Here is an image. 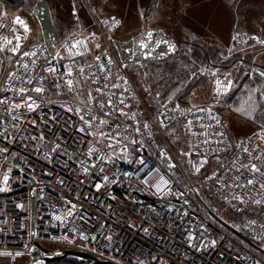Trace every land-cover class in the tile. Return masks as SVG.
<instances>
[{
	"label": "built area",
	"instance_id": "built-area-1",
	"mask_svg": "<svg viewBox=\"0 0 264 264\" xmlns=\"http://www.w3.org/2000/svg\"><path fill=\"white\" fill-rule=\"evenodd\" d=\"M77 3L84 5L83 0H72L70 26L60 37L55 35V41L48 44L40 30L37 34L33 32L27 17L20 10L11 11L0 1V49H4L0 51V99L8 101L7 104H0V148L8 149L7 153L0 152V187H5L2 183L4 175L9 176L8 191L0 192V252L13 254L0 255V258L15 262L21 258L43 256L50 250L74 249L115 264H264V189L260 188L264 184V175L247 170H243L241 175L232 167L233 163L237 167L255 163L264 173V140L256 136L264 124L251 134L236 139L231 137L219 110L224 96L217 101L214 92L215 80L228 79L229 72L212 71L216 75L211 73L209 76L211 94L207 100L180 103L174 102L172 97L168 102L167 97L156 102L157 110L152 117L138 104L136 88L122 66L138 61L124 62L120 48L118 50L114 45L113 33L119 28V17L102 15L101 5H95L94 11L86 9L89 18V24H86L78 14ZM16 17L28 24L29 32L23 33V26L14 22ZM113 17L119 24H114ZM20 34L26 38L17 41L16 36ZM9 40L11 44L7 43ZM78 40H83L86 48L73 49V52L82 51L84 55L72 56L67 49ZM16 43L21 44V53L34 51L36 56L22 58L8 51ZM56 53L60 54V58L53 60ZM97 56L101 57L100 61L96 60ZM105 56L113 61L111 65H106L110 79L103 78L105 73L99 71ZM33 60L35 63H32ZM48 61H52L59 72H66L69 66L72 67L71 78L74 80L80 79L78 69H85L86 79L82 89H78L81 92L79 97L74 98V93H69L66 85L61 89L54 87L65 77L43 71L41 66L47 67ZM23 63L29 64L28 70L20 67ZM10 72L22 79L9 80ZM91 73L97 77L95 82L87 78ZM190 74L188 79L193 77V73ZM41 76L46 79L39 80ZM29 77L33 78L36 86L45 89L43 94L27 93L39 107L35 111L27 108L13 111L12 104L23 101L16 92L5 89H30L33 85L22 82ZM117 77H125L128 85H123ZM113 82L128 87L129 92L135 94L134 99L129 98L128 93L124 94L130 105L126 111L137 112V120L141 125L149 124V128L145 130L141 127L138 134L132 120L113 112L110 122L114 124L118 121L121 125L118 131L127 136L128 141L135 139L137 143H129L126 151L122 150L124 144L115 145L114 149L97 145L100 155L110 159L104 162L94 154L89 160L87 146L94 141L77 131L82 126L79 117L74 114L81 106L78 100H86L89 91L98 96L95 88L107 84L109 87L104 88L107 95L98 98L106 101L108 95L116 93L113 102L120 107L116 98L121 89H112L110 85ZM146 93L155 99L150 90ZM164 103H167V108L161 107ZM175 105H179V109L173 111ZM66 107H71L73 112L66 111ZM198 108H212L223 127L214 126L207 131H222L225 135L222 144L211 146L217 149L216 153L209 156V162L201 173L196 174L192 164L188 163V157L174 154L162 134L175 127L185 140L184 152L193 150L197 144L201 151H207L209 146L201 143L204 137L191 135L186 127L188 120L195 122L197 117L202 119L195 125V131L201 130L200 124H214L206 113L198 112ZM92 110L95 115H100L98 106L93 105ZM161 112L165 113V117H161ZM13 116L19 119L13 120ZM41 133L43 140L40 139ZM242 142L244 147L249 148V153L239 147ZM57 144L60 147L53 152L52 148ZM161 152H165L171 160L162 157ZM198 160L199 157H192L193 162ZM81 161L85 162V166L95 164L96 167H89L86 174ZM169 163H174L176 167L168 169ZM150 170L153 172L147 183L142 182ZM213 173L217 174L218 180L207 179ZM160 175H166L170 180L163 192L153 187ZM237 175H241L239 181L234 180ZM245 176L254 179L255 183L240 188L227 186L235 183L247 185ZM96 184L101 185L99 190ZM222 184L225 186L222 187ZM168 188L172 194H165ZM180 192L184 195L177 197L175 194ZM233 196L240 199H233ZM256 200L262 203L256 204ZM67 201L76 205L72 215L66 214L70 208ZM218 208L227 210L234 223L221 215ZM55 215H60L61 220H55ZM81 233L89 239H81ZM65 236L67 240L62 239ZM17 252L23 255L17 257Z\"/></svg>",
	"mask_w": 264,
	"mask_h": 264
},
{
	"label": "rangeland",
	"instance_id": "rangeland-1",
	"mask_svg": "<svg viewBox=\"0 0 264 264\" xmlns=\"http://www.w3.org/2000/svg\"><path fill=\"white\" fill-rule=\"evenodd\" d=\"M37 0H24V4L20 8L35 34L40 30V25L36 18ZM54 17V30L56 37H60L61 33L67 29L72 23V0H46ZM84 5L77 3V11L83 21L89 24L86 9L93 10L95 5H101L102 15H115L120 19L119 28L113 33L114 45L119 50L120 44L126 41H133L147 29H157L164 32H170L174 37L186 38L184 33V25L188 26L196 34L188 35L190 41H201L207 45L219 49L225 58L230 55L238 57L237 61L224 70L218 68H207L205 79L195 82L196 85L191 88L188 93L187 101L189 103H200L210 97L209 76L212 71H228V79L233 83V90L223 97L219 110L224 118L226 127L232 138L236 139L253 133L261 124L251 121L246 116L236 111L241 104L248 100L249 96L252 100L261 106L257 107L255 115H262L264 112V102L260 101V95L264 94V79L249 73L246 76L245 68L247 66L260 67L264 71V44L255 42L252 47L243 43L256 37L264 40V0H83ZM77 2V0H76ZM96 3V4H94ZM156 11L160 9V15H153L150 10ZM96 13V12H95ZM99 15V14H97ZM235 37V39H233ZM239 37L242 38L241 43H236ZM187 39V38H186ZM180 49V46L177 44ZM183 52L179 53L175 58L160 59L151 57L149 59L136 60L138 62H130L126 65L125 70L128 72L132 83L136 88L138 104L143 108L146 114L154 116L157 110V100L147 95L145 89L153 93V87L148 81L150 75L151 63L159 65L160 70L162 64H167L170 69L169 83L172 86L171 91L166 95H162L160 100L179 91L182 85L188 80L185 76L204 70L199 59V51L190 46L183 44L181 46ZM174 56V55H173ZM167 60L166 62H163ZM154 66V67H155ZM197 68V71L194 69ZM158 68H153L155 71ZM158 70V71H160ZM161 73V72H160ZM184 76V79L182 77ZM196 76V75H195ZM148 87V88H146ZM189 88V89H190ZM173 89V90H172ZM158 90V89H157ZM160 93V89L158 90ZM172 97V96H170ZM169 98V97H168ZM174 154L182 156L185 151V140L177 128L173 127L162 134ZM180 160V159H179ZM219 213L225 216L230 222L234 223L229 213L225 209L218 208ZM29 258H21L15 262H9L4 258H0V264H26ZM40 264V263H37Z\"/></svg>",
	"mask_w": 264,
	"mask_h": 264
},
{
	"label": "snow or ice",
	"instance_id": "snow-or-ice-1",
	"mask_svg": "<svg viewBox=\"0 0 264 264\" xmlns=\"http://www.w3.org/2000/svg\"><path fill=\"white\" fill-rule=\"evenodd\" d=\"M114 21V24H119V21L116 20L115 17L112 18ZM15 23L22 25L23 26V33H27L30 31V28L28 26V24L20 17H16L15 18ZM13 31H16L15 29H13ZM93 37L95 36V33L92 34ZM22 38H26L23 34L17 35L16 36V40L20 41ZM110 39V38H109ZM233 39H235V37H233ZM252 39L256 40L257 43H261L264 44V40H259L256 37H253ZM8 44H11L12 41L9 40L7 41ZM161 45H167V47L170 50H175V45L171 44L169 41L160 38V39H156L155 34L153 32H148L146 35L141 34V39L139 41H137V46L141 51V55L144 57V59H149L152 57L153 52L160 48ZM86 48V44L83 40H78L76 41L74 44H71L70 47H68V51L70 53V55L75 56V55H84V52L82 51H75L73 52V49H78V48ZM97 48L100 47L99 44L96 45ZM20 48H21V44L20 43H16L11 49H8V51L12 52L13 54H19L22 58L23 57H35L36 56V52H28V51H24V52H20ZM0 51H4V49H0ZM57 58H60V54L56 53V55L53 57V60H56ZM97 61L101 60L100 56L96 57ZM32 63H35V61L33 60ZM113 63L111 57H107L105 56V62L100 64V68L99 71L102 73H105V77L103 78H108L110 79V74H109V69L106 67V65H111ZM124 67H127L128 65L124 64L122 65ZM20 67H22L25 70L29 69V64L28 63H23L20 65ZM43 71H46L48 73L51 74H60L63 75L65 77V79L63 81H58L55 83L54 87L57 89H61V87L63 85H66L67 87V91L69 93H74V98L75 97H79L81 95V92L78 91V89H82V85L85 82L86 79V74H85V69L83 67H80L78 69L79 71V75H80V79L78 80H74L71 77L73 76V69L72 67H68L66 72H59V69L57 67H55L52 64V61H48V66L44 67L41 66ZM90 67V66H89ZM257 74L261 77L264 78V71H258ZM195 73H193V77H195ZM213 76L216 75L215 72L212 73ZM87 78H90L93 80V82L96 81L97 77L95 75V73H91L89 74V76ZM101 78V79H103ZM8 79L9 80H21L22 78L17 75L14 72H10L8 75ZM46 77H39V80H45ZM118 80L123 82V85H128V80L125 77H117ZM25 84H29V85H33L30 89L26 88V87H9L7 89H5L6 91H13L16 92L17 95L22 99L23 103H14L12 104V110L16 111L20 108H27L29 111H35L37 107H39V105L36 103L35 99L31 96L28 95L27 93L29 91L31 92H35L37 94H43L45 92L44 87L42 86H36V84H34L33 82V78L29 77L27 79H24L22 81ZM233 81L231 79H227V77H225L223 80L217 78L215 80V88H214V92H215V98L219 99L220 96H227L229 92H231L233 90ZM109 85L105 84L103 87H96L95 88V92L98 94V96H104L107 95L104 91V88H108ZM110 87L112 89H121V91L119 92V96L116 98V103L120 105V107H116L114 102H113V97L116 96V93H112L111 95H108L107 100H101L98 98V96H93L92 91H89L87 93V99H79L78 100V104L81 105L80 107L77 108V110L75 111V115H77L79 117V120L82 122V126H80L77 131H79L80 133H83L85 136L88 137H92L93 138V143L87 146V157L89 160H91V158L93 157V155L95 154L98 160L107 162L110 157H107L105 155H100V149L97 147V145H101L103 144L104 147L108 148V149H114L115 145H120V144H124V148L122 150L126 151L128 144H136L137 141L135 139H132L131 141H128V137L122 135V133L120 131H118V129L121 127L120 123L117 121L116 123H111L110 122V118L112 117V113L115 112L117 114V116H125L127 119L132 120L136 127H135V131L136 133H140V129L141 127H143L145 130H147L149 128V124L147 123H143L142 125L140 124V121L137 120V112H129L126 111V109H128L130 107L129 103L127 102V98L125 97V93L129 94V98L134 99L135 98V94L129 92L128 87H122V85L120 83H116L113 82ZM145 91H149L148 89H145ZM59 94V93H58ZM161 98V94L159 92H157L155 94V99L158 101ZM260 101L264 102V94L260 95ZM168 102H171V97H169ZM8 101L6 99H0V104H7ZM98 106L99 109L101 110L100 115L97 116L93 113L92 110V106ZM261 106L260 104H257L255 101L252 100V97L249 96L248 100L245 101L243 104H241L237 109H235L236 111L240 112L241 114H243L244 116H246L248 119L255 121L257 119L255 112L257 107ZM61 107H65L64 105H61ZM162 108H167V103H164L161 105ZM108 109V110H105ZM176 109H179V105H175L174 108L172 109L173 111H175ZM66 111L68 112H73V109L71 107H66L65 108ZM189 112L192 111V109H188ZM198 112L201 113H206L208 119L212 120L214 122V124H210V125H203L200 124V131H195V125L199 123V121L202 119L201 117H197V120L194 122L193 120H188L186 127L188 128V131L191 135L193 136H197V137H204V139L202 140V144L204 145H208L209 148L207 151H201L200 150V145L197 144L193 147V150L189 151V152H182V155H185L188 157V163L192 164V168L194 169V172L196 174L201 173V169L204 167L205 164H207L209 162V156L210 155H214L217 151V149L211 147L212 145H219L223 143V137L225 135L224 132L222 131H216V132H208L207 128H211L214 126L217 127H223V125L221 124L220 120L218 119V117L216 115L213 114L212 112V108H198L197 109ZM161 117H165V113L161 112L160 113ZM109 118V119H106ZM13 120H18L19 117L18 116H13L12 117ZM164 121L163 119L161 120V124L163 125ZM128 127H131V125H129ZM95 128L96 131H90L91 129ZM125 131H127V128H125ZM256 136L259 139L264 140V128H262L260 131H258L256 133ZM211 137V138H210ZM215 137H220L221 139H215ZM34 139V137H33ZM40 139L43 140L44 136L41 133L40 134ZM125 141H128V143H124ZM244 142L241 143V145H239V147L242 148V151L245 153H249V148L248 147H244L243 146ZM60 145L57 144L55 145V147L52 148V151L55 152L57 151V149H59ZM0 152H8L7 148H0ZM160 155L162 157H164L165 159L171 160V157H168L167 154L165 152H161ZM193 156H197L199 157L198 162H193L192 161V157ZM257 159H259V157H256ZM140 163L143 164L144 161L141 159ZM81 167L83 168V171L87 174L89 172V167H96L95 164H90L88 166H85V162L81 161ZM168 169H172L174 167H176V165L174 163H169L167 165ZM232 167L235 169V171L239 174H243V170H247L248 172L252 173V174H256V173H260L262 175H264V173H261V169L257 167V165L255 163L252 164H240L239 167L236 166L235 163H233ZM101 171H103V168H101ZM9 172H11V169H9ZM153 170H150L149 173L147 174V176L145 177V179L142 181L144 183H147V178L149 176L152 175ZM241 175H237L234 180L235 181H239L241 179ZM245 179H247V185H241L239 183H235L234 185H227L228 187H236V188H240V187H245V186H251L255 183L254 179L252 178H248L247 176L244 177ZM207 179H219V177L217 176L216 173H213L212 176L207 177ZM8 180H9V176L7 174L4 175L3 177V185H5V187H0V192H6L8 191V188L6 187V185L8 184ZM104 180L107 181L108 177L105 176ZM61 183H63L61 181ZM170 184V180L166 177V175H160L159 180L153 185V187L158 191V192H163L165 188H167ZM222 187L225 185H221ZM96 189L99 190V188L101 187L100 184H96L95 185ZM261 189H264V184L260 185ZM165 194H172L171 193V189L168 188V192ZM175 195H177V197H181L184 195L183 192L180 193H176ZM233 199H240L239 196H233ZM67 203L70 205V208L67 210V215H72V209H74L76 207L75 204H73L71 201H67ZM185 203H187V201L185 200ZM256 204H261L262 201L261 200H256L255 201ZM17 207H23V205H17ZM186 214V213H185ZM54 219L57 221L61 220V216L60 215H55ZM145 231H147V229H145ZM33 236H35V233H32ZM81 239L87 240L89 239V237H87L86 235H84L83 233L80 234ZM52 239H57L56 237H52ZM62 239L67 240L68 237H62ZM92 240H95L96 237H91ZM108 239L110 240L111 237H108ZM25 247H27L25 245ZM0 255L3 256H12L13 254L10 252H0ZM23 253L22 252H17L15 253V256H22Z\"/></svg>",
	"mask_w": 264,
	"mask_h": 264
},
{
	"label": "water",
	"instance_id": "water-1",
	"mask_svg": "<svg viewBox=\"0 0 264 264\" xmlns=\"http://www.w3.org/2000/svg\"><path fill=\"white\" fill-rule=\"evenodd\" d=\"M4 7L10 9L11 11L20 10L22 7L24 0H0ZM36 5V18L40 25V32L42 37L48 44H52L55 41V30H54V17L53 13L49 8L48 2L46 0H37L35 2ZM153 32L155 34L156 39L163 38L169 41L171 44L175 45V50H170L167 45H161L160 48L156 49L152 57H157L160 59H167L173 55H175L179 47L173 41L171 37L165 35V32L157 29H147L142 34L146 35L148 32ZM141 39V34L138 38L133 41H126L120 44L121 56L124 62H130L132 60H142L144 57L140 54L142 50H140L137 46V41ZM242 38L239 37L238 40H235L236 43L242 42ZM251 41H243L244 44L248 45ZM257 74L258 71H262L260 67L256 66L251 68V66H247L245 68L246 74L249 72ZM260 77V76H259ZM264 79V78H262ZM64 258H74L77 261H80L81 264H115L111 261L98 257L96 255L78 251L74 249H61V250H50L43 256H35L30 258L26 264H45L49 261H59Z\"/></svg>",
	"mask_w": 264,
	"mask_h": 264
},
{
	"label": "trees",
	"instance_id": "trees-1",
	"mask_svg": "<svg viewBox=\"0 0 264 264\" xmlns=\"http://www.w3.org/2000/svg\"><path fill=\"white\" fill-rule=\"evenodd\" d=\"M98 0H95V2ZM109 1V0H106ZM151 13H153V15H160L161 11L160 9H157L156 11H154L153 9L150 10ZM86 24H88L87 22H85ZM264 27V26H263ZM184 33L186 35V38H182V37H174V35H171L170 32H165V35L168 37H171L173 39L174 42H176L179 46L180 49L178 50V52L172 56L171 58H175L179 53L183 52V48H181V46L183 44H189L190 46H193L194 48H196L199 51V56L196 57V62L198 63V59L201 62L203 66L204 72L202 71H197L196 67L194 69V71H197L195 74V77H192L191 79L185 76V81L186 82V78L188 80V82L185 85H182L181 89L179 91H176L175 93H173L172 98L174 100V102H180V103H187V96L189 91L191 90V88L193 86L196 85L195 82H198L202 80V78L206 76V72H207V68H218L219 70H224L227 69L228 67H230L232 64H234L238 57H236L235 55H230L229 57L225 58L223 56V54L220 53L219 49L212 47L211 45H207L205 43H202L201 41H190L189 40V36L188 35H195L196 33L191 30L190 28H188V26L184 25ZM264 34V33H263ZM170 59V58H169ZM168 60V59H167ZM167 60H164L163 62H166ZM155 65L151 63L150 68L151 71L150 75L148 76V81L151 83L154 92H158V90L160 89V94L161 96L166 95L168 92L171 91L172 86H170L171 84L169 83V74H170V69H167V64L163 63L162 64V69L160 70L159 65ZM153 68H158L156 71ZM160 70V71H158ZM161 72V73H160ZM257 76V75H255ZM183 79L184 76L182 75ZM257 78H260L257 76ZM191 87V88H190ZM190 88V89H189ZM158 89V90H157ZM173 90V89H172ZM156 94V93H155ZM167 96V97H170ZM166 97V98H167ZM257 119L255 121H251L252 124H254V122H258L259 124H264V112L262 113V115H256ZM80 262L77 261L76 259L73 258H64L62 260L59 261H49L45 264H79Z\"/></svg>",
	"mask_w": 264,
	"mask_h": 264
},
{
	"label": "crops",
	"instance_id": "crops-1",
	"mask_svg": "<svg viewBox=\"0 0 264 264\" xmlns=\"http://www.w3.org/2000/svg\"><path fill=\"white\" fill-rule=\"evenodd\" d=\"M249 41H251L250 42L251 45H253L256 42V40H254V39H249ZM250 44H249V46L252 47Z\"/></svg>",
	"mask_w": 264,
	"mask_h": 264
},
{
	"label": "flooded vegetation",
	"instance_id": "flooded-vegetation-1",
	"mask_svg": "<svg viewBox=\"0 0 264 264\" xmlns=\"http://www.w3.org/2000/svg\"><path fill=\"white\" fill-rule=\"evenodd\" d=\"M176 43V42H175ZM176 45H177V43H176ZM249 73H252L251 71L249 72ZM249 73H247V75L246 76H248V74ZM253 75H256V74H254V73H252ZM259 77V76H258ZM261 78V77H260ZM262 79V78H261Z\"/></svg>",
	"mask_w": 264,
	"mask_h": 264
}]
</instances>
